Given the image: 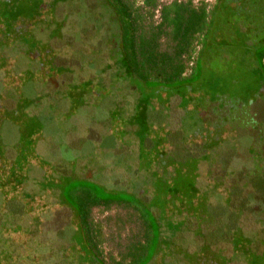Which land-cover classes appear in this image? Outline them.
Wrapping results in <instances>:
<instances>
[{
	"label": "rangeland",
	"instance_id": "rangeland-1",
	"mask_svg": "<svg viewBox=\"0 0 264 264\" xmlns=\"http://www.w3.org/2000/svg\"><path fill=\"white\" fill-rule=\"evenodd\" d=\"M224 5L162 79L108 0H0V264H264V0Z\"/></svg>",
	"mask_w": 264,
	"mask_h": 264
},
{
	"label": "trees",
	"instance_id": "trees-1",
	"mask_svg": "<svg viewBox=\"0 0 264 264\" xmlns=\"http://www.w3.org/2000/svg\"><path fill=\"white\" fill-rule=\"evenodd\" d=\"M108 1L113 6L112 16L118 21V33L123 40L126 38L128 41L127 47L133 50L132 52L135 56L137 45L143 44V55L152 57V60L147 62L146 66L152 68L153 73L162 79H167L169 75L184 77L187 63L193 60L195 48L198 45L201 46V54L205 53L202 50L204 45H207L205 41L207 43L210 38L208 33H211L212 29H215L217 25L219 26L220 24L222 26L224 23L220 15L224 12V4L227 2L226 0H216L211 10H207V5L203 2L196 7L191 0L179 3L173 2L167 6L163 5L160 8V22L148 29L144 26L140 28L138 17L134 15L132 8L124 3L123 0ZM142 4L151 11L158 6L157 0H142ZM239 10L248 14L251 20L255 21L253 13L248 9L243 8L241 10L240 8ZM170 30L171 35L169 37L168 33H170ZM163 36L170 39L171 53L162 52L159 48L160 39ZM157 54L159 55L158 61L155 59ZM161 54L165 55L166 58L164 59ZM203 56L196 57L194 67L200 63ZM263 56L262 59L264 58ZM260 69L264 72V65H260ZM176 70L177 72L173 73Z\"/></svg>",
	"mask_w": 264,
	"mask_h": 264
},
{
	"label": "flooded vegetation",
	"instance_id": "flooded-vegetation-1",
	"mask_svg": "<svg viewBox=\"0 0 264 264\" xmlns=\"http://www.w3.org/2000/svg\"><path fill=\"white\" fill-rule=\"evenodd\" d=\"M227 2H226V4H230V5H233V6H235L236 8L237 7H239L238 8V10L241 8V10L244 8L243 6V4H244V0H226Z\"/></svg>",
	"mask_w": 264,
	"mask_h": 264
}]
</instances>
